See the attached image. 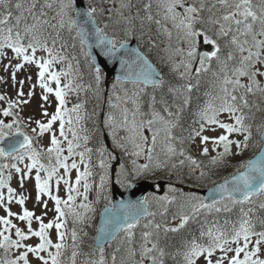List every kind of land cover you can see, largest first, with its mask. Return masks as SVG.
Listing matches in <instances>:
<instances>
[{
  "label": "rangeland",
  "instance_id": "374dc122",
  "mask_svg": "<svg viewBox=\"0 0 264 264\" xmlns=\"http://www.w3.org/2000/svg\"><path fill=\"white\" fill-rule=\"evenodd\" d=\"M19 9L23 16L22 31L19 29L11 28L12 25L17 26L15 21L14 12L10 8L9 0L8 7L0 5V19L5 16L8 17L5 27L4 24H0V37L7 34L9 28L21 33L22 41L24 45H27L33 36L39 41L37 51L35 53V60L37 62H43L50 59L48 52L45 51L43 44H41L39 36L49 31L54 23L60 24L61 19L67 23L68 18L73 16L71 14L73 8L68 10L67 16H60L61 3H66L67 0H20ZM75 2V0H74ZM89 8H95V14L99 16V23L104 28L105 32L116 40V45L126 40H137L138 44L145 50L146 53L153 52L155 56V63L163 71L165 77L169 78L168 84L173 85L174 95L178 99H186L189 87H192L191 79L193 76L203 73L212 66V61H217L221 74L216 77V93L213 94L211 99H208L207 104L211 103L213 106L219 107L223 102V99L227 96L229 103L235 104L239 109L236 115H243L241 109L245 106L244 100L258 99L259 109L261 115L264 114V75H256L255 79L258 82L259 88L256 85H252V81L248 76L237 77L236 70L244 67L242 64L243 57L248 56V51L240 52L237 45L232 43L233 37H236L240 44H243L245 40L248 41L244 44L245 49L251 48L252 52H260L259 62H256V57H253L252 62L254 67L250 68V72H256L257 70L264 73V48L257 49L253 47L251 34L245 36L241 35L244 30V25L237 26L234 22H225L223 15L227 14V9H224L219 4L218 0H179V3L175 6V13L177 17L175 22L172 19V13H169L165 7L166 4L172 3V0H87ZM253 11L259 16L261 14V8H264V0H251ZM51 4V7L47 5ZM142 4V10L144 15L139 13L138 6ZM17 5V3H16ZM123 5V6H122ZM195 6L198 10L195 16V22L193 28L195 31L202 33V35L195 37L194 43L190 44L184 37V30L176 27L179 21L183 19L187 13L185 11L188 7ZM202 11L209 15V20H206L203 25L204 29L198 26L202 23L199 19ZM10 13V15H9ZM29 13V14H28ZM135 14L139 16L137 19ZM167 17V18H166ZM240 18V17H238ZM219 21V23H215ZM249 22H251L249 20ZM20 24V22H19ZM223 24L225 29H231L227 35L220 34V25ZM8 25V26H7ZM237 27L240 31H237ZM31 28L32 31L26 34V29ZM136 29L145 31L144 33H137ZM260 25L258 22L253 24V31L259 32ZM215 34V37L214 35ZM147 35V36H146ZM15 36V34H13ZM215 41V44H210L216 51L217 47L219 51L215 57L211 59H205V70H201L200 63L197 69L193 72L196 62V51L199 40H204V37ZM143 39V40H141ZM257 39L264 40V37L257 36ZM140 42V43H139ZM220 42H223V47L220 48ZM190 48L195 52V56L189 59L187 56ZM182 50V51H180ZM0 55V96L4 99L0 100V120L5 123H13L14 129L19 127L20 131L25 132L32 138L33 148L38 149L45 156L49 157L47 149L51 147V135L55 133L57 138L61 140V147L65 150L64 156H68L67 141L59 135L60 122L56 121L50 132H46L43 135L39 134L38 123H48L51 116L56 113L59 102L55 96V91L60 88V84L57 85L51 80L48 73L45 74V82L49 87L53 89V92L48 93L45 89L40 87L39 72L41 69L38 67V63H25L23 57L17 58L15 53L10 48H4ZM213 51V52H214ZM226 52L227 56L220 58V53ZM32 55L31 49L26 53ZM231 57V58H230ZM191 63V68L185 67L186 64ZM17 65H21L17 70ZM54 63L50 65L49 72H56L53 67ZM13 73H15V79H13ZM225 79L236 80L239 79L242 85H251L252 91L249 92L246 88L235 86L231 83L225 85ZM21 82H23L21 84ZM108 94L106 100L109 103L110 111L103 116V126L107 137V150L103 154V158L98 160L99 168L89 169L91 176L88 178V184L91 186L87 196L88 200L83 198V184L79 186L81 195H73L76 197L75 203L72 207L76 212L80 214L82 222L79 219H75L70 213L66 215L65 219V248L62 249L61 264H73L72 252H67L68 243L71 239V231L76 230L78 235L77 242H84L88 240L85 236H90L92 231L97 230L99 215L102 207L112 204L111 186L113 178L116 183L124 188H127L132 183L139 182L141 180L149 179L156 180V182L164 179L162 175L167 171H164L165 167L170 165L179 166L176 167L177 172L183 177V182L186 184L178 183L176 181L169 180L167 176L166 180L170 182L167 191L163 195L155 194L153 197L147 198L148 205L153 211L161 212L167 215L169 219L161 217L162 221L169 228H178L182 222V217L187 215L190 217L192 212L191 205L197 203L192 197H198L203 201L201 191L220 183V180L227 178L226 172L229 171V167L234 163L246 164L247 160L252 156H255L260 149V143L256 140V133L261 130L264 131L263 126H251V139L248 141V148L238 149L235 143L231 146L232 154L223 158V162L212 164L211 161L223 153V145H214L212 139L217 138L219 135L226 134L223 129H220L216 125H206L205 131L200 135H196L200 130V122L197 125L194 136L189 143L180 141V145L177 143V139L172 134V128L175 124V118L173 117L174 111L170 108H163L162 112L156 110L152 105L143 106L141 102V95L144 91V87L136 84H124L121 82L108 81ZM227 87L228 93H225L223 89ZM235 87V91L233 88ZM23 91L24 95H19L20 91ZM47 96V100L43 97ZM235 95L237 99L231 101L230 97ZM12 102L14 107L9 109V102ZM206 104V105H207ZM10 110L11 116H4L3 112ZM48 115L45 116L44 112ZM62 111H65V133L68 140H73L72 131H75V124L65 104ZM244 116V115H243ZM219 120L224 123H235L229 113H221L218 117ZM71 119V124L67 121ZM14 121H18L16 124ZM127 121V123H125ZM149 121H152L149 124ZM33 129H37L33 132ZM215 129V130H213ZM209 136V141L205 144L201 140V136ZM155 136V144H153V137ZM229 139L233 141H243L244 134L232 133ZM74 144H79V140H73ZM139 145V147H137ZM175 149L174 153L168 151L169 148ZM208 148V154L204 155V148ZM76 153L83 152L79 146L75 149ZM140 153L135 155V153ZM183 152L184 155H180ZM84 153V152H83ZM151 157V159H149ZM191 157L197 161V165H193L188 159ZM53 163H55V154H52ZM3 158H0V165H4ZM103 160L105 168L100 167V161ZM75 161L79 165V170L84 171V165L87 164L84 155V163H80V156H71L67 163L71 164ZM31 160L25 158L23 162L15 161L14 164L21 169L20 173L15 171V168H0L3 172V178L7 180L11 176V180L8 181V187L14 190L13 201L9 204L7 201L8 191L7 187L0 189L3 193L4 203L0 204V216L9 218L17 227L27 232V223L17 219V215L23 213V208H27L29 211L35 213L32 220V229L34 231L39 230V222L36 220V216L42 217L44 223L53 222L57 213L55 212V202L51 200L47 195H42L40 202L37 203L36 197L38 195L36 189V169H33L30 176L27 174L26 165L30 164ZM149 165L147 170L140 169L139 166ZM139 171L140 174L136 175ZM204 173L202 176L201 173ZM168 173H170L168 171ZM77 170L72 169L69 175H66L64 169H59L58 175L65 176L70 179V182L74 185L77 176ZM236 174V173H234ZM102 175H106L107 179L103 189L100 188V178ZM23 176V186L21 187V177ZM222 177V179L220 178ZM56 179V177H55ZM53 195H58L61 199H67V189L61 181L59 189L57 191L55 185V191ZM25 197V204L23 206L16 203L19 197ZM262 196V197H261ZM259 196L255 201H249L244 204H240L237 208V212L241 215L248 213L255 204H264V193ZM204 202V201H203ZM47 204V208L44 205ZM88 204L90 210L80 208L79 205ZM227 206V209L225 208ZM64 207L63 205L61 206ZM216 208H220V211H216L215 208L201 209L198 213H215L230 211L236 208V205H230L229 201L225 200L219 204H216ZM5 209H10L12 213L16 214L12 217H7ZM67 213V209H65ZM75 219V222H74ZM247 220L245 217L242 222ZM241 222V223H242ZM147 225V227H145ZM149 228V221H143L140 225L131 229L132 235L129 238L128 232L124 231L117 242L103 250L104 264H152V256H158V252L150 253L147 257L142 258V246L144 245V233H151L149 239L155 243L153 239V233ZM4 225L0 224V231H3ZM14 229L12 230V239H18L14 235ZM264 231V230H262ZM260 232V231H258ZM49 236L53 243L59 242L57 237V231L55 227L48 230ZM8 234V233H6ZM2 239V238H0ZM255 241L256 237L251 238ZM38 237H31L29 240L23 241L25 245L35 246L39 243ZM243 241L241 240V246ZM148 248L152 247V243L147 244ZM230 247H237L236 244H231ZM254 249V244H249V250ZM25 251L24 248L16 249L12 248L7 253L3 249H0V261L6 259H16ZM49 251L55 252V249H49ZM40 255L48 258L47 252ZM225 253L217 249L211 257L213 264L224 256ZM234 252H228L227 256L230 258L234 256ZM243 253L240 258L243 259ZM115 257V261H113ZM101 258L99 254L96 261ZM259 259H264V244L261 245V251L258 254ZM158 264L159 261L157 258ZM29 264H42V261L37 259L32 253L28 254ZM94 262V261H93ZM78 257H75V264H79ZM23 264V261H20ZM92 264V263H91ZM196 264H206L205 256H201L196 259ZM224 264H228V260H224Z\"/></svg>",
  "mask_w": 264,
  "mask_h": 264
},
{
  "label": "snow or ice",
  "instance_id": "6c2138e0",
  "mask_svg": "<svg viewBox=\"0 0 264 264\" xmlns=\"http://www.w3.org/2000/svg\"><path fill=\"white\" fill-rule=\"evenodd\" d=\"M219 4L223 6L224 9H227V14L223 15V20L225 22H234L237 26L241 24L244 25V30L241 32V35H249L252 36L253 47L257 49L264 48V40L257 39V36L264 37V8H261V14L258 16L255 11H253V6L251 0H218ZM179 3V0H172V3H168L165 5L167 11L172 13V19L175 22L177 13H175L174 9L176 4ZM74 0H67L66 3H61L60 11L58 15L60 16H67L68 10L73 8ZM0 5H4L5 8L8 7V0H0ZM52 5L49 4L47 7H51ZM123 6V5H122ZM17 8H20V5H16ZM187 15L179 21V24L176 27L181 28L184 30V37L190 43H194L195 37L202 35V33L197 32L193 28V24L195 22V16L198 12L195 6L188 7L185 9ZM96 12L95 8H91L85 15L88 17H93ZM10 15V13H9ZM240 17V18H238ZM167 18V17H166ZM8 17L5 16L3 19H0V24L7 23ZM249 20L251 22H249ZM258 22L260 25L259 32L253 31V24ZM65 21L61 19L60 24L63 26ZM67 23L69 24L70 28L76 27L77 22L71 17L68 18ZM215 23H219V21H215ZM231 29H225L224 25H220V34L227 35L228 31ZM32 29H26V34L31 32ZM237 31H240V28L237 27ZM80 34V33H78ZM205 43L208 44H215V41L208 38L207 36L204 37ZM102 43L104 41H101ZM111 44L112 48L114 49L116 46V41L111 40L108 41ZM232 43L237 45L240 52L248 51V56L243 57L242 64L245 66L236 70L237 77L241 76H248L249 79L252 81V85H256L259 88L258 82L256 81V75H264V73L259 72H250L249 69L254 67V63H245V62H252L253 57H256V62H259L260 52L257 51L255 53L252 52L251 48L245 49L244 44H247L248 41L245 40L243 44H240L236 37H233ZM39 41L36 40L35 36H33L32 40L29 41L27 45H24L21 37V33L17 31L15 36H13L12 29L9 28L7 30V34L3 37H0V50L4 48H10L16 55L17 58L23 57L25 63H38V67L41 69L39 72L40 78V87L45 89L46 92L51 93L53 89L48 86L45 82V74L48 73L51 80L54 81L57 85L60 84V77L61 75H67L66 73H58V72H49V67L54 62V57L52 54L51 49L45 48L48 52L49 57H52L43 62H37L35 60V53L37 51V46ZM31 49L32 55H27L26 53L28 50ZM182 51V50H180ZM219 48L217 47L216 51L212 53H204L205 59H211L217 55ZM2 51H0V55H2ZM189 59L195 56V52L190 48L187 53ZM231 58V57H230ZM205 59L200 60V68L201 70H205ZM21 67V65H17V70ZM186 68H191V63L185 65ZM96 72V80L97 82L100 81V68L95 69ZM13 79H15V73H13ZM23 82H21L22 84ZM233 84L235 86H239L242 88H246L247 91L251 92L252 86L251 85H242L240 84L239 79L234 81L225 79L224 84ZM68 88H71V85H68ZM191 91V88L188 89ZM225 93H228V88L225 87L223 89ZM235 91V87L233 88ZM65 90L62 88H58L55 91V96L59 102V106L57 107L56 113L51 116L48 123H38L39 134L43 135L46 132H50L53 124L56 121L60 122V132L59 135L67 141V152L68 156H64L63 152L65 151L60 145L61 140H59L55 133L51 135V147L47 149L49 154V167H45L44 164L40 163V151H37L33 148L32 138L27 136L26 134L22 133L19 127L14 129L13 123H5L3 120H0V145H3L4 142L8 139L9 136L15 135L16 139L10 140L7 143L6 147L0 146V158L3 159H13L20 162H23L25 158L31 160V163L26 165L27 174L30 176L33 169H36V189L38 195L36 197L37 203L40 202V198L42 195H47L51 200L55 202V212L57 216L55 218V223L49 222L44 223L43 218L36 216V220L39 222V230L34 231L32 229V220L35 216V213L29 211L27 208H23V213L21 215H17V219L22 222L27 223V232L22 230L21 228L17 227L16 224L12 222L11 219L5 218L0 216V224L4 225L3 231H0V249H3L5 253H7L10 249L16 248H24L25 251L16 259H6L4 261H0V264H20V261H23V264H29L28 262V254L32 253L36 256L37 259L42 261V264H61L60 257L62 256V249L65 248V231L63 230L65 227V217L67 214H71L75 219H79L82 222V218L80 214L76 212L75 208L72 205L75 203L76 195H81L79 186L83 181V198L85 201L88 200L87 193L90 189V185L88 184V178L91 176V171L87 164L84 165L85 170L80 171L79 165L73 161L71 164L67 163L68 159L73 155L80 156V163H84V153H76L75 149L78 148L79 144H74L73 140H78L79 137L77 134L69 129L72 132L73 140H68V137L65 133V116L67 113L62 111L65 106ZM19 95L23 96L24 93L21 90ZM4 97L0 96V100H3ZM44 100H47V96L43 97ZM231 101H235L237 97L232 95L230 97ZM187 103V100H185ZM244 105L247 106V100H244ZM14 107L13 103L9 102V109ZM81 105L77 104L74 108L71 109L72 112H77ZM239 109L233 103H229L228 97L226 96L223 99V102L220 104L219 107L213 106V104L209 103L205 106V108L200 113L201 124L200 130L196 133V135H200L202 132L205 131L206 125H216L220 129H223L226 134L219 135L217 138L212 139V143L214 145H223V153L218 154L216 158H214L211 163L217 164L218 162H223V158L227 155L232 154L231 146L235 143L238 149H246L248 148V141L251 139V131L248 126L245 125L244 120L245 117L243 115H236ZM227 112L229 113L230 117L234 119L235 123H224L223 121L219 120L217 117L221 114ZM4 116H11L12 112L10 110H5L3 112ZM44 115L47 116L48 113L45 111ZM77 120H79V116H77ZM71 124V119L67 121ZM14 123L18 124V121H14ZM127 123V121H125ZM152 121H149L151 124ZM215 130V129H213ZM37 129H33V132H36ZM232 133H240L244 134L243 141H233L229 139L230 134ZM22 137V139H21ZM87 139V138H85ZM209 136H201L202 142L205 144L209 141ZM261 139L264 141V133L261 134ZM153 144H155V136L153 137ZM139 147V145H137ZM91 152V149H88ZM168 151L170 153H174L175 149L169 148ZM55 154V163H52V154ZM262 153H264V148H262ZM140 153H135V155H139ZM203 154H208V148L205 147L203 150ZM103 155V152H101ZM180 155H184L183 152ZM151 159V157H149ZM193 165H197V161L193 160L191 157H188ZM12 167L15 168L17 173L21 172V169L17 167L15 164L9 166L8 164L0 165V168H8ZM100 167L105 168L104 161H100ZM140 169L147 170L149 165L145 164L139 166ZM241 168L245 169L244 171L237 170V173L231 177V180H225L224 184L218 187V191L222 194V196L231 201L233 204H244L246 202L251 201V199L260 194L264 193V154H262L259 159L256 161L249 160L246 164H242ZM64 169L66 175H69L72 169L77 170V176L75 179L74 185L70 182V179L65 178V176L58 175L59 169ZM45 172L46 176L42 179L40 173ZM140 172L137 171L136 175H139ZM201 175L203 176L204 173L202 172ZM55 179V185L57 191L59 189V185L61 181H63L66 189H67V199H61L58 195H53L51 188L53 178ZM107 179L106 175H102L100 178V188L103 189L105 185V181ZM11 180V176L6 179L3 178V172L0 171V189L7 187L8 197L7 201L10 204L14 198V190L11 187H8V181ZM231 185V187H229ZM23 186V176L21 177V187ZM4 196L3 193L0 192V204L4 203ZM194 201H198L197 203H193L191 205L193 215L198 213L201 209H208L211 210L215 208L216 211H220V208H216V204L221 203V201L214 200L212 204L204 203L198 197H192ZM16 203L23 206L25 204V197L21 196L19 199L16 200ZM146 203V201H145ZM64 206L63 208L61 206ZM264 207V205H261ZM47 208V204L44 205ZM80 208H84L86 210H90V205L88 204H81L79 205ZM227 209V206H225ZM67 209V213L65 211ZM7 213V217H12L16 215L11 212L10 209H5ZM148 215H152V213H148ZM189 216L185 215L182 217V222L180 227H183L189 220ZM74 219V222H75ZM55 227L57 231L58 241L53 243L52 239L49 236L48 230ZM135 227V223H127L125 226V231L128 232L129 238L132 235L131 229ZM147 227V225H145ZM159 228V225H156ZM14 231V235L18 237V239H12V230ZM178 229H166L165 231H172L175 232ZM8 233V234H6ZM202 235H207L209 238V244L207 246L198 244L195 240L190 242V246L188 247L187 251L184 253V260L185 264H196V259L205 256L206 264H213L211 257L213 256L214 252L219 249L221 252L225 253L220 259H218L215 264H224V260H228V264H264V259H259L258 254L261 251V245L264 244V231L256 232L254 231V226L248 221L244 220L238 230L233 231L232 235H227L223 231L217 229L215 232L209 230L207 233H202ZM151 233H144V245L142 246V258L147 257L150 253L158 252L160 257L165 255L163 249L158 248L157 243H153L149 237ZM31 237H38L39 243L35 246L25 245L22 242L29 240ZM252 237H256L255 241H252ZM71 239L73 242V247L75 248L76 242L78 240V235L75 229L71 231ZM99 240L100 238L97 237ZM241 240L243 244L241 246ZM152 243V247L148 248L147 244ZM254 244V249L249 250V244ZM231 244H236L237 247L232 248L230 247ZM49 249H55V252L49 251ZM101 258L98 261L92 262V264H104L103 259V247H100ZM47 252L48 258L46 259L44 256L40 255L41 253ZM228 252H234L235 255L232 257H228ZM241 253H243V259L240 258ZM77 253L76 251L72 252V261L75 264V257ZM152 264H158L157 257L152 256ZM113 261H115V257H113ZM159 264H163L162 260L159 261Z\"/></svg>",
  "mask_w": 264,
  "mask_h": 264
},
{
  "label": "trees",
  "instance_id": "16d2710c",
  "mask_svg": "<svg viewBox=\"0 0 264 264\" xmlns=\"http://www.w3.org/2000/svg\"><path fill=\"white\" fill-rule=\"evenodd\" d=\"M14 1L9 0L11 6H13ZM139 13L141 15L145 14L142 8H139ZM135 17L137 19L139 18L136 14ZM96 18L98 19L97 16ZM200 19L202 23H199L198 26L204 29L205 26L203 23L206 21V14L202 13ZM136 32L144 33L145 31L136 29ZM213 35L215 37V34ZM46 42L48 43L47 49L52 50L53 57L55 58L53 67L56 69V72L67 74L61 75L60 88L65 90V104L75 124V131L79 137V145L84 152L87 165L89 169L92 170L93 168L97 170L99 168L98 160L103 158L101 152L104 154L107 150L103 116L105 113H109L110 106L106 100L107 82L105 75L100 71L101 79L97 82L96 68L85 51L76 28H70L68 23H64L63 26L56 24L53 30L49 32ZM219 44L220 48H222L223 42ZM223 53L225 51L222 52V56L224 55ZM147 55L152 61H155L153 52ZM220 74L221 72L217 66V61L213 60L210 69L191 79L192 87L191 91L187 93L186 99H178L174 95L173 88L175 87L169 85L168 80L170 79L165 77L159 88L144 89L141 95V102L145 107L153 104V107L160 112L165 107L174 111L173 117L175 118V124L172 128V134L177 139L178 145H180V141L189 143L200 122L201 111L205 108L208 99H211L213 94L216 93V77L220 76ZM69 84L71 88H68ZM185 100H187V103H185ZM77 104L81 105V107L77 112H72L71 109ZM250 110H252V113H256L254 118L260 117L254 108ZM77 116H79V120H77ZM88 149H91V152ZM36 150L39 151L38 149ZM40 153V163L44 164L45 167H49V157L42 154L41 151ZM15 161L11 158L2 160V162L9 166L14 164ZM240 166V163H234L233 166L229 167L226 176L230 177L238 169L242 170ZM176 167H180V165H170V167H165L164 171H167L169 180L171 179L172 181L186 184L183 182V177L177 172ZM40 175L43 179L46 173L41 172ZM165 175L166 173L162 176L167 178ZM220 178L222 179V177ZM51 184V191L53 193L55 191V177ZM255 200L251 199V201ZM229 203L233 206L236 205V208L230 211L215 213L203 212L196 213L195 215L192 213L188 222L183 227H178V230L175 232L165 231L166 229H172L167 227L162 221V216L169 219L167 215L158 211L152 212V215L145 220L147 222L149 221V228L146 230H151L153 233L152 238L155 239L158 248L163 249L165 252L163 257L157 256L158 260H162L163 264H185L184 253L190 246L191 241L195 240L198 244L207 246L209 244V238L207 235H202V233H207L209 230L215 232L219 229L230 236L233 234L234 229H239L244 217L254 226V231L258 232L262 229L261 227L264 226V207L261 205H264L263 203L255 204L248 213L242 215L237 212L240 204H233L231 201ZM156 225H159V228ZM94 234L95 231H92V236L89 239L87 238L88 240L83 244V247H86L87 253L80 255V257H89V261H91V258H96L97 256L92 250L91 243ZM79 262V264H82V262L85 264V259L81 258Z\"/></svg>",
  "mask_w": 264,
  "mask_h": 264
},
{
  "label": "water",
  "instance_id": "95a60500",
  "mask_svg": "<svg viewBox=\"0 0 264 264\" xmlns=\"http://www.w3.org/2000/svg\"><path fill=\"white\" fill-rule=\"evenodd\" d=\"M88 11L89 7L85 0H75L74 20L77 22L76 28L93 65L100 68L106 74L107 79L113 78L125 83L157 88L163 79V75L155 63L140 49L137 42L135 40L125 41L113 49L108 43L113 39L103 33L94 16L90 18L85 15ZM211 51V46L199 44L198 60L204 52ZM13 139H16L15 135L9 136L0 146L6 147L8 141ZM262 148H264V141L261 143L259 152L250 160L259 159L264 154ZM226 180H231V177ZM224 182L201 191L205 203L212 204L214 200L222 201L225 199L218 191V187ZM166 185V181L159 182L160 191L158 193L160 195L165 192ZM111 190L113 203L105 206L101 211L97 236L94 241L95 250H99L101 246L105 248L114 242L125 229L127 223L137 224L149 216L150 209L145 203V198L156 191V185L150 180H141L124 190L120 185L113 182ZM97 237L100 239L98 240Z\"/></svg>",
  "mask_w": 264,
  "mask_h": 264
},
{
  "label": "flooded vegetation",
  "instance_id": "af4514ba",
  "mask_svg": "<svg viewBox=\"0 0 264 264\" xmlns=\"http://www.w3.org/2000/svg\"><path fill=\"white\" fill-rule=\"evenodd\" d=\"M247 113H248V111H247ZM259 138H260V135H259V133L257 132V133H256V140H258V142L261 140V139L259 140Z\"/></svg>",
  "mask_w": 264,
  "mask_h": 264
}]
</instances>
